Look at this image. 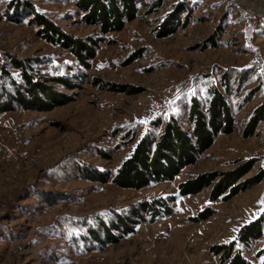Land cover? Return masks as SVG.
<instances>
[{"label":"rangeland","instance_id":"rangeland-1","mask_svg":"<svg viewBox=\"0 0 264 264\" xmlns=\"http://www.w3.org/2000/svg\"><path fill=\"white\" fill-rule=\"evenodd\" d=\"M135 18L107 33L86 23L77 0H0V93L19 81L11 59H28L39 79L69 101L50 110L14 105L0 113V264H226L211 247L264 216V176L226 200L207 187L178 195V183L254 159L243 182L264 173V0H138ZM25 5L93 50L88 66L47 41ZM4 68L9 75L3 72ZM226 98L233 131L221 133L172 181L141 189L88 179L113 172L151 122L174 116L185 128L193 99ZM258 111V112H257ZM259 117L248 134L251 117ZM175 196L153 216L142 201ZM210 211L194 221L199 211ZM264 235L243 248L255 252Z\"/></svg>","mask_w":264,"mask_h":264},{"label":"trees","instance_id":"trees-1","mask_svg":"<svg viewBox=\"0 0 264 264\" xmlns=\"http://www.w3.org/2000/svg\"><path fill=\"white\" fill-rule=\"evenodd\" d=\"M138 0H77V6L85 11L82 18L86 23L98 24L101 32L120 30L125 20H132L138 10ZM33 21L39 25L41 35L49 42H54L68 48L83 64L88 66L87 60L93 57V50L79 38H74L45 16L34 13L30 5H25ZM11 68L18 71L19 81L10 74L9 81L12 89L2 88L0 93V113L11 111L14 105L26 110H50L56 105L67 103L69 100L61 93L55 92L49 82L67 84L63 77L42 78L34 76L31 72L32 64L28 59H11ZM3 72L8 74L4 68ZM258 112V111H257ZM259 117H251L247 124L250 136L259 122ZM189 126L185 128L174 117L166 120L160 118L151 122L159 129L156 134L146 130L136 139V131L131 135L133 146L129 154L119 163L113 172L93 169L88 179L96 182L111 181L122 188L141 189L152 183L172 181L180 174L183 168L194 164L197 157L209 148L216 137L221 133L233 131L234 117L225 96L217 89H213L205 108L201 107L196 99L191 101L188 110ZM255 160L243 161L239 166L226 171L201 172L180 181L177 185L178 195L195 194L210 187L209 199L226 200L239 192L240 189L259 183L263 172L237 182L249 172ZM163 215L172 213L171 203L175 196L157 198L152 201H142L139 209L148 211L156 216L160 211L154 207L161 203ZM210 211H199L192 218L194 221L204 220L210 216ZM264 235V216L242 224L233 240L219 243L211 247V252L218 255L220 262L226 264H264V246L255 252L258 263H253L243 254V248H251L253 242Z\"/></svg>","mask_w":264,"mask_h":264}]
</instances>
